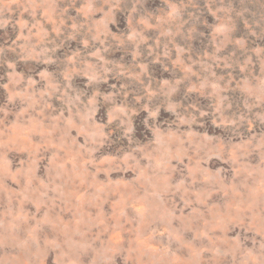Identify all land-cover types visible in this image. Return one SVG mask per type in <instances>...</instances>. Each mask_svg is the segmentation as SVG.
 Wrapping results in <instances>:
<instances>
[{
	"label": "rangeland",
	"instance_id": "rangeland-1",
	"mask_svg": "<svg viewBox=\"0 0 264 264\" xmlns=\"http://www.w3.org/2000/svg\"><path fill=\"white\" fill-rule=\"evenodd\" d=\"M0 264H264V0H0Z\"/></svg>",
	"mask_w": 264,
	"mask_h": 264
}]
</instances>
